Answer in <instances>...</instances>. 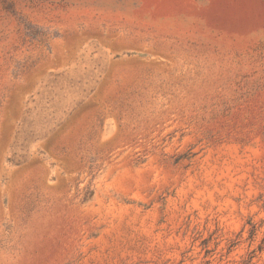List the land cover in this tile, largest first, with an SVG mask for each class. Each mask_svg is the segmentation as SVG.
I'll use <instances>...</instances> for the list:
<instances>
[{"label": "rangeland", "instance_id": "1", "mask_svg": "<svg viewBox=\"0 0 264 264\" xmlns=\"http://www.w3.org/2000/svg\"><path fill=\"white\" fill-rule=\"evenodd\" d=\"M0 264H264V0H0Z\"/></svg>", "mask_w": 264, "mask_h": 264}]
</instances>
